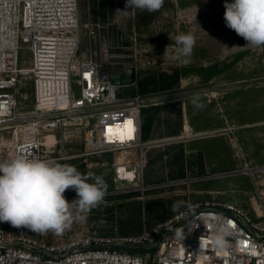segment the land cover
<instances>
[{"label":"built area","instance_id":"2783aa9c","mask_svg":"<svg viewBox=\"0 0 264 264\" xmlns=\"http://www.w3.org/2000/svg\"><path fill=\"white\" fill-rule=\"evenodd\" d=\"M103 1L112 5L109 21L87 22L90 37L115 24L132 28L135 10L116 11L124 10L126 0ZM80 13L81 0H0V161L25 155L65 164L80 156L137 149L134 160L109 162L112 180L117 189L154 188L145 183L152 142L142 140L141 111L159 104L160 96L138 92L119 98V86L138 88L137 66L79 58ZM20 43L29 51V64L19 63ZM100 49L107 60L112 57L108 43ZM126 56L132 55H119ZM125 67L135 68V82L113 83L111 75ZM73 77L79 95L72 89ZM23 79L32 82L34 107L19 113L17 87ZM76 131L84 132L85 151L69 154L66 141ZM194 136L185 123L182 133L167 141ZM259 170L264 167L245 165L239 172L253 180ZM257 218L234 204L196 201L137 234L88 236L62 245L49 243L46 234L0 222V264H148L140 249L152 252L156 264H264V214ZM217 236L225 241L222 249L213 244Z\"/></svg>","mask_w":264,"mask_h":264},{"label":"rangeland","instance_id":"374dc122","mask_svg":"<svg viewBox=\"0 0 264 264\" xmlns=\"http://www.w3.org/2000/svg\"><path fill=\"white\" fill-rule=\"evenodd\" d=\"M224 2L164 0L158 11L135 10L132 28L115 24L90 37L85 24L108 23L112 5L103 0H81L79 58L122 61L127 66H137L138 74H144L147 80L177 74L179 81L172 88L152 92L160 96L159 104L167 105L155 121L152 138L148 140L152 143L147 146L145 183L155 184L154 188L117 189L112 180L109 162L114 158L134 160L137 149L67 159L65 164L75 166L82 174L103 176L107 192H118H106L104 200L86 214L70 208V227L60 235L46 233L49 243L62 245L88 236L136 234L133 217L140 209L145 229L166 221L189 202L196 201L234 204L247 210L252 219L264 214V195L260 198L257 193V189L264 192V170L257 171L253 180L239 172L245 165L264 166V47L247 45L226 27ZM187 33L193 34L196 42L185 64L173 57L179 47L176 37ZM102 43L110 46L109 60L100 49ZM126 54L132 56L119 57ZM28 56L25 44L20 43L19 63L29 64ZM72 89L79 95L76 77ZM138 92L135 85L119 86L117 96ZM17 93L18 112L31 111V80L23 79ZM194 94H199V108L192 102ZM95 121L90 119L91 124ZM185 122L192 125L195 136L169 143V137L182 133ZM66 148L69 154L85 151L84 132H74L66 141ZM170 181L176 182L168 184ZM125 192L128 194L123 195ZM65 197L71 202L76 193L66 191ZM81 215L83 219L78 218ZM138 252L148 264H156L152 252Z\"/></svg>","mask_w":264,"mask_h":264},{"label":"clouds","instance_id":"9594fccd","mask_svg":"<svg viewBox=\"0 0 264 264\" xmlns=\"http://www.w3.org/2000/svg\"><path fill=\"white\" fill-rule=\"evenodd\" d=\"M163 4L164 0H126L124 10L116 11L125 15L130 10L152 13ZM224 8L226 27L247 45L264 47V0H225ZM195 42L191 33L178 35L179 47L173 59L187 64ZM198 100L199 94H194L192 102L197 108L202 106ZM69 190L76 193L71 202L65 197ZM106 192L103 176L91 172L82 174L75 166L25 155L0 161V222L16 228L60 235L70 227V208L86 214L104 200ZM213 244L221 249L225 247L223 236L215 237Z\"/></svg>","mask_w":264,"mask_h":264},{"label":"trees","instance_id":"16d2710c","mask_svg":"<svg viewBox=\"0 0 264 264\" xmlns=\"http://www.w3.org/2000/svg\"><path fill=\"white\" fill-rule=\"evenodd\" d=\"M178 81H179V76L177 74H174V75L167 74L166 77L161 76L159 77V79H152L151 81L147 80L143 74V75H139L138 88L140 89V93L148 94V93L164 91L169 88H172L175 86V84ZM165 108H167V105L158 104V105H149L142 109L141 111V130H142V140L143 141H148L152 138L153 127H154L155 121L158 118L161 111ZM175 133H178V132H175ZM179 134H175L173 136H177ZM199 155H200L199 164L202 167L203 158L200 153ZM124 194H128V192L123 193V195ZM133 218L135 220L134 229H135L136 234L142 232L143 225H142V219H141L142 218L141 209L139 210V212L136 213V215H134Z\"/></svg>","mask_w":264,"mask_h":264},{"label":"water","instance_id":"95a60500","mask_svg":"<svg viewBox=\"0 0 264 264\" xmlns=\"http://www.w3.org/2000/svg\"><path fill=\"white\" fill-rule=\"evenodd\" d=\"M113 83L121 84V83H133L136 80V72L134 67H125V68H117L116 73L111 75ZM180 181V180H179ZM177 181V182H179ZM182 181V180H181ZM176 181H170L169 183H174Z\"/></svg>","mask_w":264,"mask_h":264},{"label":"snow or ice","instance_id":"6c2138e0","mask_svg":"<svg viewBox=\"0 0 264 264\" xmlns=\"http://www.w3.org/2000/svg\"><path fill=\"white\" fill-rule=\"evenodd\" d=\"M129 124H131L132 122L131 121H128Z\"/></svg>","mask_w":264,"mask_h":264},{"label":"crops","instance_id":"0c3cea01","mask_svg":"<svg viewBox=\"0 0 264 264\" xmlns=\"http://www.w3.org/2000/svg\"><path fill=\"white\" fill-rule=\"evenodd\" d=\"M186 123V122H185ZM264 140V139H263ZM258 167H262V166H258ZM264 167V166H263Z\"/></svg>","mask_w":264,"mask_h":264},{"label":"bare ground","instance_id":"6f19581e","mask_svg":"<svg viewBox=\"0 0 264 264\" xmlns=\"http://www.w3.org/2000/svg\"><path fill=\"white\" fill-rule=\"evenodd\" d=\"M188 127V126H187Z\"/></svg>","mask_w":264,"mask_h":264}]
</instances>
